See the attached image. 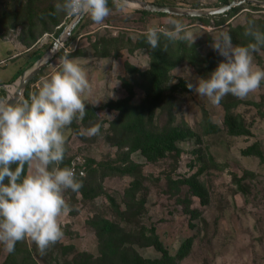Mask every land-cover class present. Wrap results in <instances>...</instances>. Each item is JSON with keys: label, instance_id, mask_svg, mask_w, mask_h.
<instances>
[{"label": "rangeland", "instance_id": "1", "mask_svg": "<svg viewBox=\"0 0 264 264\" xmlns=\"http://www.w3.org/2000/svg\"><path fill=\"white\" fill-rule=\"evenodd\" d=\"M146 1L213 9L234 0ZM58 2L61 0H0V84L7 82L5 98L9 86L19 82L20 76L8 82L22 69L31 70L46 54H36L41 45L65 37L73 18L57 11ZM108 7L111 13L103 23L97 24L85 15L20 100L25 94L31 97L37 93L42 80L59 69L65 56L85 60L82 66L91 85L85 99L86 114L65 130L66 153L59 167L76 165L84 169L80 177H84L87 188L64 191L71 211L60 217L64 233L60 241L43 253L30 238L17 242L11 253L0 243V264H66L78 252L101 256L99 220H118L122 227H128L114 207L128 209L125 195L136 177L142 184L135 191V200L144 205L137 223L155 228L171 255L185 246L179 264H264V82L244 99L228 94L218 104L195 92L198 80L212 73L204 65L212 62L217 68L225 59L212 47L213 38L227 32L233 46L253 43L244 32L249 22L264 32V4L245 1L224 18L218 14L203 16L204 20L145 13L130 2L123 11ZM48 10L58 18L56 22L61 21L58 25H53ZM172 20L180 21L193 41H171L161 35L159 46L176 54L180 41L188 47L199 45V59L193 63L184 58L173 67L169 63L168 76L162 79L167 90L160 96L150 91L151 83L146 82L160 48L152 49L144 32L148 27L170 29ZM20 52L25 63L22 57L13 58ZM253 56L255 66L264 69V47ZM204 61L210 63L201 66ZM149 98L156 100V110L150 119L145 118L147 132L152 134L168 123L178 125L183 132L177 142L180 154L165 152L147 158L140 149L132 151L130 144L115 142V122L121 121V126L131 122V116L134 119ZM124 100L133 112L120 114L116 109L114 104ZM228 113L245 123L241 134L228 130ZM211 123L216 129H209ZM96 124L100 125L99 135L89 136L87 129ZM249 151L252 153L247 154ZM30 171L28 167L27 174ZM189 199L191 210L187 211L185 203ZM192 210L197 211L194 216ZM138 250L147 258L161 255L153 246Z\"/></svg>", "mask_w": 264, "mask_h": 264}, {"label": "clouds", "instance_id": "2", "mask_svg": "<svg viewBox=\"0 0 264 264\" xmlns=\"http://www.w3.org/2000/svg\"><path fill=\"white\" fill-rule=\"evenodd\" d=\"M113 3L121 11L127 6V0ZM55 7L73 18L86 15L97 24L111 13L108 0H61ZM170 23V29H146L144 36L152 49L159 46L161 35L173 41H193L180 21ZM244 35L254 42L233 46L227 32L213 38L212 47L225 59L208 78L198 80L195 92L199 96L213 104L228 94L244 99L264 82V69L253 62V54L264 47V32L249 22ZM84 63L83 58L65 56L59 69L42 80L29 100L11 103L0 99V243L10 253L25 238L35 242L42 253L60 241L64 235L60 217L71 211L63 193L83 187L72 168L59 165L66 153L65 130L86 114L91 85ZM99 133V124L87 129L89 136ZM25 165L31 169L27 175L23 174Z\"/></svg>", "mask_w": 264, "mask_h": 264}, {"label": "trees", "instance_id": "3", "mask_svg": "<svg viewBox=\"0 0 264 264\" xmlns=\"http://www.w3.org/2000/svg\"><path fill=\"white\" fill-rule=\"evenodd\" d=\"M48 15L51 17V22H53V25H58L59 22H56L58 19L55 15H53V12L51 10H48ZM130 12H134L135 10L130 9ZM237 7L233 8L231 11L227 13H223L219 15V17H225L226 15L236 12ZM148 11H145L147 13ZM163 14V13H160ZM165 15V13L163 14ZM41 14V18H42ZM190 19H200L204 20V17L202 18H196V17H188ZM83 22V20L80 22V24ZM45 24V23H44ZM80 24L76 28V30L79 28ZM75 30V31H76ZM260 30V29H259ZM74 31V32H75ZM60 33V31H59ZM59 35V34H58ZM173 41V40H171ZM169 42V41H168ZM54 41H49L47 44H45L43 53H46L49 51V49L53 46ZM178 43V42H177ZM168 44V43H167ZM179 48L176 54H170L165 51V46L160 45L159 46V54L157 53L153 57V63H152V69L150 71L149 77L146 78V82L151 83L150 91L158 92L161 96L164 90H167V88H164L162 86V79L168 76L169 69L168 64L172 63V66H175L176 62L179 60H183L184 58L190 59L193 63H198L199 59V51L198 46L199 45H192L191 47H188L185 43L182 41L179 42ZM59 54H61L59 52ZM39 56V55H38ZM206 61V60H205ZM201 62V66L203 63H210L207 62ZM214 63H210L209 66L204 65V68H207V72L214 71L216 69ZM26 69H22L21 72L16 76L18 78L21 76ZM133 71H137L135 68ZM205 76V75H204ZM16 78H13L9 83L16 80ZM34 80V79H33ZM2 84V83H1ZM2 89L0 91V99L5 98V91ZM133 93V92H131ZM23 100H29L30 96L28 94H25ZM158 98V97H157ZM150 101L146 102V106L142 107L140 110L141 112L133 119L131 116V122H128V124H125L121 126V121H117L116 123V129L114 138L116 139V143H119L120 145L124 144H130L132 146V151L136 149H140L143 154L147 158L156 157L158 154L159 156H163L165 152H177V154H180V150L177 148V142L182 138L183 132L178 125H173L171 123H168L160 130H154L151 134L150 132H147V123L145 118H151V114L156 110L155 102L156 100L154 98H149ZM160 100V99H158ZM127 101V99H126ZM119 101L118 103H115L116 109L120 110V114H124L125 112H133L132 109L128 107L126 102ZM122 103V105H120ZM229 107V104H227ZM230 110V107H229ZM132 123V124H131ZM226 126L228 127V130L235 135H239L242 133V129L244 127V122L241 120L239 121L238 116L236 117V114L228 113L227 118L225 120ZM242 128V129H241ZM210 130L216 129V125L210 124L209 126ZM146 132V134H144ZM252 151H249L247 154H251ZM17 167V165H15ZM28 165L24 166L23 174L27 175ZM96 174V173H95ZM80 177V176H78ZM77 178V177H76ZM84 177H80L79 180H82L83 182V188L82 190H85L87 188V183L85 184ZM78 179V178H77ZM129 189L126 191V204L128 209L121 210L120 207L117 205L114 207L116 211H118L123 218L124 222L128 224V227H122L121 223L111 219L101 218L99 221L101 222L102 230L98 232V235L100 236V247H101V256L94 257L92 254L87 252H78L74 255V257L71 259V261H67L66 264H179L180 258H182L185 251V246H182L177 255H171L168 250L164 247L162 241L160 240L158 234L155 231V228H148L147 226L143 224L137 223L138 216L142 213L143 204H139L135 200V197L137 196L135 194V191L137 192L140 188V185L142 184L139 182V178L136 177ZM86 185V186H85ZM99 191V190H98ZM97 191V192H98ZM99 193V192H98ZM203 195V194H202ZM191 200L185 205H187V211H190V205ZM192 216H194L197 211L192 210ZM136 222V224L132 223ZM134 224V226H133ZM143 246H153L157 251L161 253V255L156 256L154 258H147L140 254L139 247Z\"/></svg>", "mask_w": 264, "mask_h": 264}, {"label": "water", "instance_id": "4", "mask_svg": "<svg viewBox=\"0 0 264 264\" xmlns=\"http://www.w3.org/2000/svg\"><path fill=\"white\" fill-rule=\"evenodd\" d=\"M132 1V0H127ZM140 3V6H136L135 8H139L142 10H146L149 12L156 13H165L176 16H189V17H203L210 15H218L223 14L228 11H231L233 8L241 5L245 1H254V0H234L233 2L213 9H195V8H182L178 6L168 5V4H160L156 2L146 1V0H137ZM256 3L264 4V2L255 0ZM134 7V6H133ZM85 15H81L79 17H75L69 27L66 30L65 37H58L55 39L53 46L49 49V51L43 56V58L37 62V64L28 72L20 76L19 85L15 91V93L10 97L9 91L7 95V99L10 100L11 103H18L23 97L27 86L35 79L45 66L49 64L53 56L60 50L61 43H63L66 39H68L76 30L80 22L84 19ZM7 85V84H5Z\"/></svg>", "mask_w": 264, "mask_h": 264}, {"label": "crops", "instance_id": "5", "mask_svg": "<svg viewBox=\"0 0 264 264\" xmlns=\"http://www.w3.org/2000/svg\"><path fill=\"white\" fill-rule=\"evenodd\" d=\"M108 6H116L114 3H113V0H108ZM45 44H47V43H45ZM45 44H43V45H41V47H40V51H37V55H40V53L42 52V55L44 54L43 53V51H44V45ZM47 53V52H46ZM24 55V53L23 52H20V53H18L17 55H15V57H13V58H16V59H18V58H20V57H22V59L24 60V63H25V57L23 56ZM4 63H5V60L3 61ZM27 66V65H26ZM25 69H27V68H25ZM14 78H16V76H14ZM11 81V80H10ZM9 83V82H8ZM5 84H7V82H4L2 85H5Z\"/></svg>", "mask_w": 264, "mask_h": 264}, {"label": "bare ground", "instance_id": "6", "mask_svg": "<svg viewBox=\"0 0 264 264\" xmlns=\"http://www.w3.org/2000/svg\"><path fill=\"white\" fill-rule=\"evenodd\" d=\"M127 2H130L131 5H133V6H140V3L137 0L127 1ZM19 82H16L15 84L9 86V96L10 97L15 93V91L19 85Z\"/></svg>", "mask_w": 264, "mask_h": 264}, {"label": "built area", "instance_id": "7", "mask_svg": "<svg viewBox=\"0 0 264 264\" xmlns=\"http://www.w3.org/2000/svg\"><path fill=\"white\" fill-rule=\"evenodd\" d=\"M69 18H73V17H70V16H69ZM73 19H74V18H73ZM8 85H9V84H8ZM4 88H5V85L0 84V91H1L2 89H4ZM69 168H72V169L74 170V172H75V174H76V177L85 174V170H84V169H81V168H79V167H77L76 165H71V167H69Z\"/></svg>", "mask_w": 264, "mask_h": 264}]
</instances>
